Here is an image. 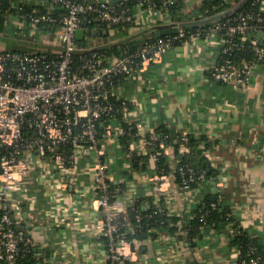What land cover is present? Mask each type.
Wrapping results in <instances>:
<instances>
[{"label": "crops", "instance_id": "1", "mask_svg": "<svg viewBox=\"0 0 264 264\" xmlns=\"http://www.w3.org/2000/svg\"><path fill=\"white\" fill-rule=\"evenodd\" d=\"M204 1L181 0L176 20L187 22L202 11ZM25 2L47 4L46 0ZM223 2L233 6L240 0ZM141 7L138 3L133 7L141 18L140 25L136 20L128 33L104 30L103 35L95 38L103 49H119L128 39L140 43L153 33L159 34V25L176 27L163 24V18L156 15L145 21ZM53 8L51 2L48 9ZM257 34L250 33L249 40L256 36L264 40V30ZM26 39L46 42L51 34L44 27L27 23L17 13H6L4 29L0 31V50L27 49L28 44L23 42ZM219 53V42L206 37L178 42L160 62L140 71L135 78L120 77L116 83L118 96L135 100L128 118L139 123L144 133L166 130L176 135L168 146L166 161L170 167L179 160L176 138L180 133L198 137L201 146H206L205 156L214 168L207 180L187 191L173 171L165 177L167 194L157 197L170 215L185 220L207 194H218L238 220L237 224L222 228L208 227L193 242L184 232L159 228L154 237L136 240L139 264H237L243 254L238 244L231 243L236 227L256 238L264 250V63L253 66L247 85L222 82L211 76ZM117 139L103 138L101 142L106 145L111 175L123 187L115 202L129 215L134 194L143 198L144 208L151 205L150 182L158 170L148 151L135 159L131 156L134 145L124 137ZM38 158L32 159V167L24 173L28 197L17 200L21 223L36 241L35 251L45 256L44 264H105L102 213L92 207L96 182L89 167L97 161L96 150L80 152L78 168L68 172H59L48 158ZM51 171L57 175L51 177ZM60 182H69V189L57 190L62 192L57 199L52 192Z\"/></svg>", "mask_w": 264, "mask_h": 264}, {"label": "built area", "instance_id": "2", "mask_svg": "<svg viewBox=\"0 0 264 264\" xmlns=\"http://www.w3.org/2000/svg\"><path fill=\"white\" fill-rule=\"evenodd\" d=\"M54 1L66 10L62 23L50 31L51 39L37 40L52 47L27 45V49L0 50V264H23L21 259L36 249V241L21 223L17 206V200L28 197L24 173L32 167V159L48 158L59 172H68L78 168V155L87 154L90 148L97 152V161L89 169L93 170L96 182L92 207L102 213L101 228L107 248L105 264H139L138 250L126 237V230L135 232V228L128 214L115 202L123 187L111 175L106 145L101 140L126 138L134 145L131 156L135 159H140L144 150L148 151L158 170L150 182L153 213L170 215L157 197L166 195L168 190L165 177L169 173L158 163L169 154L168 134L159 131L146 134L139 123L129 119L135 100L118 96L116 83L120 77L135 78L140 71L160 62L175 43L206 37L220 44V57L212 67L211 76L236 85L249 84L253 66L264 63V40L258 36L251 39V60L243 58L237 62L232 53L245 46L250 29L264 28V0H253L260 4L257 12L241 9L238 2L229 11L215 15L197 12L183 23L176 20L169 8L176 0H163L161 8L154 0H137L145 21L156 15L163 18V24L176 25L177 31L154 40L145 37L136 49L114 53L104 50L97 37L85 34L83 39H78L77 31L106 27L117 32L119 24L136 20L140 25L141 18L125 0ZM30 21L37 26H51L57 20L51 10H35ZM188 136L187 133L177 136L179 153L191 152ZM171 169L176 178L178 173L179 184L187 191L193 181L208 178L192 166L180 165L179 160ZM48 174L57 175L53 171ZM68 189L69 182H60L52 193L60 199L62 192L57 190L68 192ZM139 200L136 194L130 198L137 221L142 218L136 206ZM218 200L222 201L221 195ZM218 202H212V207L216 208ZM194 216L192 213L186 219ZM176 225L187 234L184 219H179ZM233 230L235 235L241 232L239 227ZM255 250L256 247H251L247 253L250 258L243 257L241 262L264 264V255H251ZM44 258L38 253L39 264H44ZM240 258L241 255L237 262Z\"/></svg>", "mask_w": 264, "mask_h": 264}, {"label": "trees", "instance_id": "3", "mask_svg": "<svg viewBox=\"0 0 264 264\" xmlns=\"http://www.w3.org/2000/svg\"><path fill=\"white\" fill-rule=\"evenodd\" d=\"M46 5H33L29 2H14L12 0H0V31L4 29L5 25V14L9 12L17 13L23 15L22 19L26 21L27 23L30 21V14H32L35 10L37 12H46L48 9V6L51 2L54 3L55 8L50 9L53 16L56 18V22L49 26V24H38L41 28L44 27V30L52 31L54 28L58 27L62 23V18L65 15L66 10L61 7V4L56 3L54 0H46ZM157 7H163V0H154ZM135 3H137V0H126V4L131 7V11H133V7L135 6ZM238 6H240L241 9L245 11H252L257 12L260 11V4L259 2L253 3V0H240ZM181 4V0H176L173 4L169 6L171 12L173 13V16L176 17V14L178 13L179 5ZM231 6H228L223 0H205L204 4L202 6L201 13L206 12L209 15H215L217 12L220 11H229ZM264 15V12H263ZM134 23V21H127L125 23L119 24V30L124 31L128 33L129 27ZM103 25H100L101 27ZM195 26V25H193ZM104 30H108V28L103 27L102 29L98 28L96 30H92L91 34H88V36H94L97 37L99 35H103L105 32ZM261 30H264V28H261L259 30H252L250 29L248 31V35L251 33L253 35H258L257 33ZM94 31V32H93ZM165 35H160L153 33L150 37L151 40H154L158 37H164ZM253 37V36H252ZM250 38V37H249ZM127 44H123V46H120L121 48L118 49V47H113L110 49H104L115 52H123L125 50L132 51L137 48V45L139 43H135L134 40L128 39ZM250 43L251 39L247 40L245 42V46L241 49H237L232 53V57L235 61L240 62L241 59L245 58L247 60H251L253 58V52L250 49ZM100 50H103L100 48ZM159 131V130H158ZM164 132L165 134H168V142L169 144L172 143L176 135H172L170 132L164 130L159 131ZM178 136V135H177ZM208 143V142H207ZM187 144L190 146V153H179V143H176V151L178 153L179 163L180 165L183 164L184 166L189 165L192 166L195 170L198 171V173L204 172L207 177L211 176L214 173V168L210 164L209 159L205 156V147L203 148L201 144L199 143V138L189 135ZM159 167L163 168L164 171L169 173L172 171L170 165L166 161V157L162 156L159 159ZM177 180H180V176L178 173ZM199 180H195L192 182V186L197 185ZM141 198L139 201H137L136 206L141 211L142 218L137 221L135 218V209L129 208V222L131 226L135 228V232H131L129 230H126V237L128 240L133 241V246L135 247L136 240L143 241L145 239L154 237L156 235V230L161 228L169 229L171 232L177 233L179 230L178 226L176 225L177 221L181 217L173 216V215H165V214H154L153 213V206L152 204L148 208H144ZM218 194H207L205 198L203 199V202L199 204L196 208V210L193 212L195 216L193 218L185 219L184 222L187 224L186 228H188L187 236L190 241H195L198 237H201L203 235L204 229H207L208 227H216V228H222L224 226H227L228 224H237L238 220L236 216L233 215V212L231 211V208L227 206L223 201L218 202ZM212 202H218V205L216 208H213L211 203ZM203 216V218H201ZM240 233L234 235L231 238V243L233 245L238 244L243 256L239 259L237 264H243L242 258L245 257L247 259L250 258V255L247 256V253L249 252L251 247H256L255 253L251 255H264V250L261 248L260 244L258 243L256 238L251 237L247 234V231L244 230L242 227H239ZM23 264H39L38 262V253L36 251H32L28 254H26L25 257L21 259Z\"/></svg>", "mask_w": 264, "mask_h": 264}, {"label": "water", "instance_id": "4", "mask_svg": "<svg viewBox=\"0 0 264 264\" xmlns=\"http://www.w3.org/2000/svg\"><path fill=\"white\" fill-rule=\"evenodd\" d=\"M157 28L159 29V34L160 35H164V34H171L173 32H176L177 31V28H169L168 26H162V25H159L157 26ZM91 30H87L85 31L84 29H79L77 31V37L78 39H83L84 35L87 33V34H91ZM94 32V31H93ZM20 38V37H19ZM25 44H28V45H39V46H43V47H52V45L50 44H45V43H41V42H37V41H32V40H24L23 41ZM100 48V47H99ZM42 264V263H41Z\"/></svg>", "mask_w": 264, "mask_h": 264}, {"label": "rangeland", "instance_id": "5", "mask_svg": "<svg viewBox=\"0 0 264 264\" xmlns=\"http://www.w3.org/2000/svg\"><path fill=\"white\" fill-rule=\"evenodd\" d=\"M49 33L51 34V32L49 31ZM53 36V35H52ZM9 49H12V50H16V49H19V48H9ZM20 49H22V48H20ZM24 49V48H23Z\"/></svg>", "mask_w": 264, "mask_h": 264}]
</instances>
